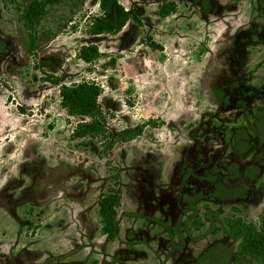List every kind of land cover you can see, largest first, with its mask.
Segmentation results:
<instances>
[{"label":"rangeland","instance_id":"1","mask_svg":"<svg viewBox=\"0 0 264 264\" xmlns=\"http://www.w3.org/2000/svg\"><path fill=\"white\" fill-rule=\"evenodd\" d=\"M32 1L0 0V264H256L225 219L264 217V0H118L139 22L100 36L98 0H60L29 52ZM85 44L101 53L88 64ZM83 81L101 89L93 118L60 105ZM92 120L105 136L71 139ZM111 175L114 242L97 215Z\"/></svg>","mask_w":264,"mask_h":264},{"label":"trees","instance_id":"2","mask_svg":"<svg viewBox=\"0 0 264 264\" xmlns=\"http://www.w3.org/2000/svg\"><path fill=\"white\" fill-rule=\"evenodd\" d=\"M11 4L14 0H3ZM60 2V0H33L22 11L19 20L23 27L29 32L28 49L32 52L36 35L35 27L45 15L46 8ZM176 10L174 3H163L159 6V15L162 18L173 14ZM129 20L138 23L139 19L134 13L125 9L118 0H98V15H95L88 25L87 34L90 36L117 35ZM151 47H154L151 46ZM160 48V47H157ZM101 53L96 44H85L80 46L76 54L77 59L88 64L98 59ZM101 89L94 83L81 82L73 85H61L59 88L60 105L71 117L93 118L99 115L100 107L97 98ZM162 124V122H161ZM146 126L155 128L153 120L136 125L132 128L123 129L110 135L114 142H125L141 135ZM105 128L97 121L78 123L71 133V139L85 138L90 135H106ZM110 134V133H108ZM108 139L109 136H106ZM111 144V141H109ZM105 191L100 194L97 206V215L100 231L106 236L108 242H114L119 233L117 223V209L121 204V194L118 188L116 175H111ZM225 226L232 237L240 238L238 246L239 253L249 257L256 264H264V217L260 222L259 229L252 223H246L239 217L225 219Z\"/></svg>","mask_w":264,"mask_h":264},{"label":"crops","instance_id":"3","mask_svg":"<svg viewBox=\"0 0 264 264\" xmlns=\"http://www.w3.org/2000/svg\"><path fill=\"white\" fill-rule=\"evenodd\" d=\"M128 23V22H127ZM126 26V25H125ZM124 29V28H123Z\"/></svg>","mask_w":264,"mask_h":264}]
</instances>
